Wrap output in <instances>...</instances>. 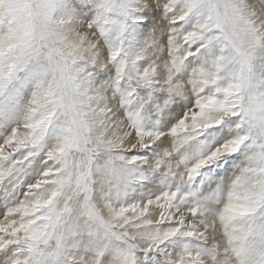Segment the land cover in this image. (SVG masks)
<instances>
[{"label": "snow or ice", "instance_id": "snow-or-ice-1", "mask_svg": "<svg viewBox=\"0 0 264 264\" xmlns=\"http://www.w3.org/2000/svg\"><path fill=\"white\" fill-rule=\"evenodd\" d=\"M0 264H264V0H0Z\"/></svg>", "mask_w": 264, "mask_h": 264}]
</instances>
